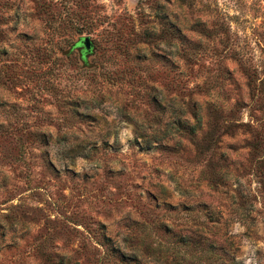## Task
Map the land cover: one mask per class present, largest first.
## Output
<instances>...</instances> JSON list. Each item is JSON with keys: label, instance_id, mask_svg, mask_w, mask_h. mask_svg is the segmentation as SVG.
Instances as JSON below:
<instances>
[{"label": "rangeland", "instance_id": "obj_1", "mask_svg": "<svg viewBox=\"0 0 264 264\" xmlns=\"http://www.w3.org/2000/svg\"><path fill=\"white\" fill-rule=\"evenodd\" d=\"M234 118L264 137V0H0V264H264Z\"/></svg>", "mask_w": 264, "mask_h": 264}, {"label": "trees", "instance_id": "obj_2", "mask_svg": "<svg viewBox=\"0 0 264 264\" xmlns=\"http://www.w3.org/2000/svg\"><path fill=\"white\" fill-rule=\"evenodd\" d=\"M71 48H79V53L82 56L81 48L78 46V42L77 41H75L72 44ZM239 103H240V101H237L234 104V108L230 109L229 113L231 114V116L235 117V114H236V112L238 110L237 108L239 106ZM212 109H214V108H212ZM198 110H199L198 106H196V105L194 107L189 106L188 113H189L190 117H192L194 119L193 120L194 122L191 124V123H189V122H187L185 120L180 121L178 119H175V130L178 131L179 133L183 134V135L186 134L187 136H190L189 139L190 140L192 139L191 141L196 147H202V146H207L208 144H213L215 139L212 137V130H208L202 136L203 141H194L193 140V135H195V129L200 127V123H201V120H200L201 116L199 115ZM206 111L208 113L211 110L210 109H206ZM175 118H177V117H175ZM231 123H232L231 124L232 127H238V126L246 127V132L249 133V135H250V137L247 138V142H248L247 144L250 147V151H251V155L252 156H253V154L263 152V150H264V137L262 136L260 131L252 130V128L249 126V124H247L245 122H236L235 118H234L233 122H231ZM146 142H148V141H146ZM146 146H148V143H147ZM160 148L164 149V147H162V146H160ZM260 168L262 170H264V155L261 158ZM102 241H103V244L106 247L107 251H109V254L111 253V255L115 256L119 260L121 258L124 260V258L127 257L123 253H121L117 249V247H115L114 245H110L109 237L102 236ZM131 259H133V257Z\"/></svg>", "mask_w": 264, "mask_h": 264}, {"label": "water", "instance_id": "obj_3", "mask_svg": "<svg viewBox=\"0 0 264 264\" xmlns=\"http://www.w3.org/2000/svg\"><path fill=\"white\" fill-rule=\"evenodd\" d=\"M78 46L81 48V54L84 56L88 51H90V41L87 36H82L77 40Z\"/></svg>", "mask_w": 264, "mask_h": 264}]
</instances>
